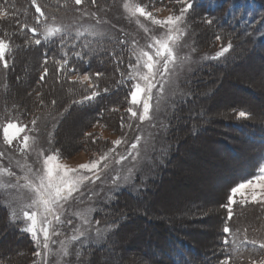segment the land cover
<instances>
[{"label":"rangeland","instance_id":"obj_1","mask_svg":"<svg viewBox=\"0 0 264 264\" xmlns=\"http://www.w3.org/2000/svg\"><path fill=\"white\" fill-rule=\"evenodd\" d=\"M129 2L144 6L141 0H122L118 6L116 5L117 7L111 10L98 8L94 11L97 15L102 14L107 18L113 17L110 18L112 22H115L114 19L119 24L121 22L127 23V19L130 22V18L135 21L139 20V25L136 22L134 24H137V27L144 31L145 28L148 29L145 31L147 45L152 42L153 38H162L166 28L139 15L136 17L128 16L123 5ZM144 7L146 11L153 13L154 18L166 20L168 16L178 14L181 6L176 9L172 5L169 8ZM185 25L187 27V23ZM185 33L175 45V49L179 56L187 57V60L178 62L175 72L164 84L162 93L157 91L159 84L157 88H153L149 113L151 119L141 122L138 117L142 106L132 105L137 109V117H130L127 125H124V130L120 128V130L114 131L111 126L108 127L103 124L87 130L93 111H75V113L72 111L66 117H60V112L56 108L57 110L55 109V114H53L55 115L54 122L57 121L55 126L53 124L44 130H40L41 127L36 123L35 126L31 125L25 130L29 135L30 145L27 155L15 151L16 140L13 141L12 150L4 144L2 132L4 125L0 127V151L5 152V156L0 157V205L8 209L12 220L22 224V228L28 223L23 219V211H31V208H26L24 205L31 202L32 194L27 188L20 186L12 188L9 185L15 184L17 177L25 175L27 166H31L33 169L38 167V153L42 152L43 156H47L56 152V143H59V148L63 147V149L69 145L76 148L72 145L79 143L81 148L71 152L70 156L59 155L57 158V163L79 169L80 165L98 160L101 155L115 148L114 151L110 152L109 159L103 162V164H107V168L101 173V180H96L95 183H92L91 180L84 181L80 185L79 191L74 193L75 198L63 205L60 221L53 222L54 226L59 229L60 235L52 237L56 243H50L52 249L50 253L38 248L35 241L27 233L33 244L29 245L30 247L25 254H22V257H25V264H86L88 259L89 264H119V262L122 264H140L138 260H142V257L151 256V251L147 248L148 240H151L159 230L167 232L169 228L175 227L182 232L189 233V238L199 248L200 253L211 251L216 246L221 233L222 205L229 199L231 189L244 183L246 181L244 176L251 174L258 155V145L256 144L264 139V47L255 42L252 45L242 42V46L237 49L236 54L232 56L231 61L228 62L223 71L197 80V86H194V84L192 85L194 79L191 75L202 68L203 63L212 55L206 57L205 55L208 53H198L199 41L196 42V34L190 28L189 31L185 29ZM204 33L208 37L213 33L216 34L215 30L211 28L205 29ZM220 45L217 47V53L223 47ZM37 63L38 55L33 53L28 57L25 68L34 70ZM203 69L205 68H202L201 71ZM24 84V86L28 85ZM183 85L186 86L185 90ZM1 88L0 82V90ZM185 92L190 94L187 95ZM22 93L24 99L20 103L26 101L27 105L25 108L18 104L16 106H19L21 108L19 110L25 113V109L30 105L31 97L26 98L27 90H23ZM191 95L194 96L190 99L192 102L189 104V109L185 111L184 108L182 112L176 111L175 108H180L179 105L185 100L184 97ZM57 98L61 99V97ZM13 107L16 108L14 104L6 107V113L11 112L9 110ZM244 108L251 112V129L248 131L243 129L241 125H239L241 129H239L237 122L239 119L233 115L237 109L242 110ZM12 112L10 113L11 116L13 115ZM229 114H232L237 124L231 121ZM167 115L172 121V132L167 136L169 139L165 136L168 143L163 149H159L161 141L158 142L159 140H157L156 142L155 139L157 136L160 138L161 133L163 134L164 131H160L159 126L164 125V118ZM42 117L47 120L46 116ZM244 120L245 118H242L241 122ZM67 123L74 124V130L70 133L66 131ZM82 124H86L83 129H81ZM85 129L86 131H84ZM95 130L104 136L102 142L96 145L83 143L81 134L83 136V134L93 133ZM13 132L14 130H9V134ZM24 134L20 133L19 135L23 136ZM137 137L140 138V141L135 150L138 153L135 159L129 156L128 159L117 164L115 161L118 155L126 154L131 145L136 143ZM116 140H120L121 143L114 145L113 142ZM177 148V153H175ZM172 154L173 157H171ZM158 156L160 160L156 163ZM169 157L171 158L169 159ZM161 158L166 159L165 167ZM17 161L20 162L21 166L17 165ZM6 169L14 172L15 176H9L8 171H5ZM129 169H131V173H129ZM149 171H151L150 176ZM80 174L89 175L84 170H81ZM142 174L151 179H158L161 176L160 180L163 181H160V187L155 186L154 193L145 195L143 200H130L125 202L123 208H119V212L123 210L131 216L130 222L121 228L119 234L112 236L111 242L107 244L108 229L111 227L108 221L112 222L114 220L112 216L119 212L111 213L104 219H97V214L102 205H112L117 198L115 193L120 192V190L130 191L133 195H137L139 183L136 179L140 178ZM70 175L72 174L70 173ZM115 175H119L120 179L113 183L111 177ZM24 183L23 179L19 180V185ZM236 200H240V197L237 196ZM260 210L261 208H256L239 219L246 238L251 237L257 240V233L261 228L264 230L263 217H259L260 224L257 223V227L250 225L253 214L262 215V210ZM14 212L16 219H13ZM81 212L85 213L83 217L80 215ZM140 215L148 220L139 219ZM69 219L72 221L71 224L67 223ZM85 219L89 221L88 224L84 223ZM158 219L166 221L162 228L152 225ZM196 220L198 221L197 224ZM0 226L2 230L0 233L1 240L5 242L3 246L6 249L13 250L23 244L20 239L13 236L12 231L7 226L3 228L1 219ZM152 226L153 228H151ZM77 228L83 231L85 235L79 236V233L75 231ZM148 228L150 229L147 230ZM74 235L79 237L75 241L71 240ZM260 237L264 240V235ZM61 241H66L67 255L61 253ZM97 245H107L105 248L111 253L102 257L93 256L90 258L89 256L86 259V252L90 255L87 247ZM37 251H40V256L35 255ZM245 256L246 259L241 261V264H251L253 260L260 264L261 261H264V252L255 256L248 254ZM17 264H21V262Z\"/></svg>","mask_w":264,"mask_h":264},{"label":"trees","instance_id":"obj_2","mask_svg":"<svg viewBox=\"0 0 264 264\" xmlns=\"http://www.w3.org/2000/svg\"><path fill=\"white\" fill-rule=\"evenodd\" d=\"M121 1L97 0L96 5H92L91 0H84L83 4L75 5L74 0H37L42 11L45 13V16L40 18V23L37 24L36 18L39 14L35 12L31 0H0V9L9 13L7 17L0 16V38L8 40L11 49L5 57L9 61V67L4 69L2 62H0V82L2 86L0 90V127L4 125L5 128L9 122H17L27 124L29 128L32 125L31 120L36 119V123L41 127L40 130H44L53 124L54 126L57 124V121L54 122L55 115H53L57 108L60 112V117H66L72 111L74 113L75 111H93L87 130L101 124L108 127L111 126L114 131H118L120 128L124 130L125 126L121 127V118H124V125H127L131 117L126 111V108L130 106L128 92L133 83L132 80L128 79L131 71L128 68V63L135 64L136 62L133 55L134 49L146 48L144 45L147 42V35L142 28H138L137 24H134L136 21L132 18H130L132 20L130 22L127 19V23L121 22L119 24L114 19L113 21L115 22H112L110 18L113 17L107 18L102 14L97 15L94 11L98 8L111 10L117 7ZM141 1L144 6H148L149 8H169L172 5L176 9L178 6H181L177 3H170L169 0ZM93 13L95 14L94 16L92 15ZM187 18L190 29L196 34V42L199 41L198 53L206 52L208 55L214 57L217 54L219 44L223 47H226L229 42L232 44V48L224 56L218 59H212V57L207 59L202 66L205 69L201 71L202 68H200L191 75L194 79L192 81V85L194 84V86H197V80L223 71L228 62L231 61L232 56L236 54L237 49L242 46V42H247L251 45L255 42L257 45L264 47V0H193V9L189 11ZM209 18L213 21L211 25L206 23V19ZM32 27L37 29L38 34L36 36H33L30 31ZM46 27H60L62 33L56 34L46 41L44 39ZM90 27L94 28L98 34L91 35L85 31ZM210 28L214 29L216 34L213 33L208 37L204 35V31ZM64 31H67V36L63 35ZM77 32H83L84 34L77 37ZM217 36L220 37L219 40L216 39ZM35 39H40L41 43L36 45L34 43ZM121 40L124 43H120ZM85 44H87V47H85ZM74 52H80L83 58H77ZM33 53L38 55V63L34 70H30L25 67L28 57ZM65 53H67L68 59L67 68H74V73L67 70L61 73H57L56 71L59 67L56 62L62 61L65 58ZM45 59L48 61L47 64L44 63ZM45 67L48 68V75L41 81L40 75ZM97 73L101 75L97 76ZM84 75H88L90 80L77 81L74 78L75 76L83 77ZM24 83L28 85L24 86ZM91 85H95L98 88L100 93L98 96L93 100L84 101L83 103L72 102L73 100L82 99L85 95H89L93 91ZM186 86L183 85L184 90ZM104 88H107L108 91L104 92ZM187 88L189 89L188 86ZM188 89L186 90L188 91ZM23 90H27V99L31 97L30 105L25 109V113L19 110V106L25 108L27 105L26 101L20 103L24 99V95L22 96ZM37 93L40 94L39 97H37ZM185 94L188 95L190 93L185 92ZM192 96L194 95L184 97L185 100L183 99L184 101L180 103V108H175V110L182 112L184 108L185 111L189 109ZM57 97H61V99ZM41 100H43V104L40 103ZM53 100L56 101V106L52 104ZM13 104L16 108L13 107V109L9 110L13 111V115L11 116V112L6 113L5 108ZM16 104L19 106L17 107ZM113 109H118V111H113ZM239 111L249 113L248 118L241 122V119L237 116ZM250 113L247 108L242 110L237 109L233 113L235 118L239 119L237 121L239 129H241L239 125L247 131L251 129ZM42 116H46L47 120L43 119ZM228 116H230L234 124H237L232 114ZM164 119V125L162 124L159 126L160 129L158 128L164 132L163 134L161 133L160 138L157 136L155 139L156 142L157 140H159L158 142L161 141L159 149H163L168 143L166 137L172 132V121L169 115L165 116ZM191 122L194 121L191 120ZM85 126L86 124H83L81 129L85 128ZM81 137L83 143L96 145L102 142L104 136L95 130L93 137H100L95 143H92L93 137H86L85 134L83 136L81 134ZM56 145L55 151H58L59 155L64 156H70L71 152L81 148L79 143L74 144L76 148H72L69 145L66 149H63V147L59 148V143H56ZM175 150V153H177L178 148ZM171 157H173V154ZM158 160H160L159 156L156 159V163ZM161 161L165 167L166 159L161 158ZM155 167H157L156 164ZM150 174L151 171H149V176ZM149 176L142 174L141 177L139 175L140 178L136 179L139 183L137 195H133L130 191H127V193L125 190L115 193L117 198L110 205L111 207L102 205L101 210L97 214V219H104L110 216L111 213L119 212V208H123L125 202L143 200L145 195H150L151 192L154 193L153 189L156 188L155 186L160 187V183L163 180H160L161 176L158 179H151ZM227 202L228 200L222 205L223 218L218 243L211 251L208 250L200 253L199 248L189 238V233L182 232L175 227L169 228L167 232L159 230L151 240L147 239L149 241L147 248L150 249L151 256H147L144 253L146 256L142 257V260H138V263L222 264V261L227 258L229 259V264H241V261L243 262L246 259L245 255L255 256L258 253L264 252V249H260L259 247L260 243H264V240L260 237L264 235V230L260 227L261 229L257 233V249L246 250L244 249L246 243L243 242L245 241V235L241 229L242 225L239 223V219L244 214L256 208H261L262 211H260L263 215L264 205L250 202L242 203L241 200H237V203L232 206V219L228 220V210L224 207ZM262 215L253 214L250 225L257 227V223L260 224L259 217L264 218V215ZM112 217L114 220L112 222L108 221L111 227L108 229L107 244L111 242L112 236H116L117 233L119 234L121 228L127 225L130 222L129 218H131L123 210ZM138 218L141 220L145 219V221L148 220L143 215H140ZM0 219L3 221V228L7 226L12 231L13 236L23 242L22 245L17 246L13 250L6 249L3 246L5 242H2L0 236V264H17L18 262L25 264V257H22V254L28 251L30 244H33L32 239L26 232L22 231V224L12 220L10 212L2 205H0ZM165 222L163 219H158L155 224L150 223L153 226L157 225L158 228H162ZM195 222L197 224L198 221L196 220ZM224 227H228L231 231L224 233ZM0 233H2L1 226ZM226 237L229 239L228 245L223 243ZM242 237H244V240ZM106 246L87 247L90 255L86 252V259L89 256L90 258L93 256L102 257L111 253L110 250L105 248ZM86 264H89V259ZM119 264H122V262H119Z\"/></svg>","mask_w":264,"mask_h":264},{"label":"snow or ice","instance_id":"obj_3","mask_svg":"<svg viewBox=\"0 0 264 264\" xmlns=\"http://www.w3.org/2000/svg\"><path fill=\"white\" fill-rule=\"evenodd\" d=\"M170 3L180 4L181 7L178 10V14L170 15L166 20H159L153 17V13L146 11L144 6L133 3H125L123 5L124 10L129 17H136L137 15L145 17L152 21L156 25H160L166 28V32L162 38H153L152 42L147 45L149 50L143 48L139 50H133V55L135 57V64L129 62L128 68L131 70L128 79L132 80L133 83L130 86L128 92V99L130 106L126 108V111L130 114L131 117H137V109L132 107L142 106L140 108V115L138 119L143 122L145 120L151 119L149 113L151 109L150 101L152 100V90L157 88L159 84L158 92L162 93L164 91V84L168 81L170 76L175 72V69L178 65V62H183L187 60V57H181L177 54L175 45L185 33L184 27L187 14L190 10L193 9V0H169ZM32 5L35 8V12L38 13L36 18L37 24L40 23V18L45 16V13L42 11L40 4L37 0H31ZM84 3V0H74L75 5H81ZM92 5H96L97 0H91ZM86 14V13H85ZM9 13L0 9V16L7 17ZM95 15L94 13L92 14ZM212 19H206V23L209 25L212 24ZM136 23H140L139 20ZM26 27V25H25ZM143 27V25H141ZM33 36H36L37 29L32 27L30 29ZM87 31L91 35H97L94 28H88ZM145 31H148L145 28ZM62 29L60 27H46L44 39L47 41L50 37L55 36L56 34H61ZM83 32H77V37L83 35ZM64 36H67V31L63 32ZM217 40L220 39L219 36L216 37ZM63 42V41H62ZM34 43L39 45L41 43L40 39H35ZM120 43H124L123 40ZM87 47V44H85ZM232 48V44L229 42L226 47H222L221 50L214 56L212 59H218L219 57L224 56ZM10 43L4 38H0V62L3 64V68L7 69L9 67V61L5 59L6 55L10 52ZM74 55L77 58L82 59L83 56L80 52H74ZM44 63L47 64V59L44 60ZM59 67L56 69L57 73L64 71L75 72L74 68H67L68 59L67 53H65V58L62 61L56 62ZM48 75V68L43 69L42 74L40 75V80L43 81L44 78ZM97 76L101 75L100 73L96 74ZM77 81H89L90 77L84 75L83 77L75 76ZM142 82V83H141ZM93 91L89 95L83 96L80 100H73V103H83L84 101L93 100L98 96L99 90L95 85H91ZM104 92H107L108 89L104 88ZM40 94L37 93V97ZM43 104V100L40 101ZM56 101L53 100L52 104H55ZM113 111H118V109H113ZM239 118H248L249 113L245 111H239L237 113ZM33 126L36 125V119L31 120ZM124 126V118H121V127ZM28 128L27 124L9 122L7 126L3 129V142L8 146L10 150L13 149V141H17V146L15 151H19L27 155L28 150L30 149L29 145V135L25 132V129ZM12 129L14 132L9 134V130ZM20 133H25L23 136H20ZM86 137H93V133H85ZM100 137H93L92 143H95ZM140 138H136V143L131 145V148L126 154H119L116 158V163L119 164L122 161L128 159L131 156L135 159V156L138 154L135 152L137 145L139 144ZM120 140L113 142L114 145H119ZM115 148L111 149L109 152L104 153L100 156L98 160H93L91 163L82 164L79 166V169L69 168L67 165H61L57 163V158L59 156L58 151L52 152L47 156H43V153H38L37 164L38 167L33 169L31 166H27V172L23 177H17L15 184H10L9 187L17 188L18 186L27 188L31 192V202L27 205H24L26 208H31V211H23V219L28 223L22 229V231L27 232L31 238L35 241L38 248H42L46 253H50L52 249L50 248V243L55 244L56 241L52 239L53 236H59L60 231L53 224L54 221L59 222L62 214L63 205L67 203L70 199H74V193L78 192L80 185L86 181L91 180L92 183H95L96 180H101V173L107 168V164H103L104 161L109 159L110 152L114 151ZM5 152L0 151V157H4ZM17 165H20V162L17 161ZM84 170L89 175L84 176L80 174V171ZM8 171L9 176H15L14 172ZM70 173L72 175H70ZM131 173V169H129ZM23 179L25 183L19 185V180ZM112 182L116 183L120 179L119 175L111 177ZM250 191V195H249ZM239 196L241 202H251L254 204L264 205V167L260 169V174L254 176L253 178L241 183L231 189V195L229 196L227 204L224 207L228 210V220L232 219V206L237 203L236 197ZM80 215L83 217L84 212H81ZM13 219H16L15 212L13 213ZM68 224H71L72 221L67 220ZM85 224H88L87 219L84 220ZM99 223V221H96ZM51 229V235H50ZM79 233V236L85 235L83 231L79 228L75 230ZM224 233H229L231 230L228 227L223 228ZM42 236V240H41ZM79 237L74 235L71 237V240L75 241ZM244 243L255 245L257 242L255 240L243 241ZM61 253L62 255H67V250L65 248L66 241H61ZM225 245L229 244V239L226 237L223 240ZM234 243V241H233ZM260 249H264V243L259 244ZM35 255L40 256V251H37ZM222 264H229V259H224ZM251 264H257L255 260ZM260 264H264V261H261Z\"/></svg>","mask_w":264,"mask_h":264},{"label":"bare ground","instance_id":"obj_4","mask_svg":"<svg viewBox=\"0 0 264 264\" xmlns=\"http://www.w3.org/2000/svg\"><path fill=\"white\" fill-rule=\"evenodd\" d=\"M74 119H75V117H74ZM66 126H67V130L66 131H68L69 133H70V131L74 130V124L67 123ZM82 126H83V124H82ZM72 146H74V144Z\"/></svg>","mask_w":264,"mask_h":264}]
</instances>
